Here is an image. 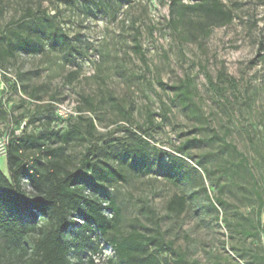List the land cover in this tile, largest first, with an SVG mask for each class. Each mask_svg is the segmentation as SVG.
I'll list each match as a JSON object with an SVG mask.
<instances>
[{
  "label": "rangeland",
  "instance_id": "374dc122",
  "mask_svg": "<svg viewBox=\"0 0 264 264\" xmlns=\"http://www.w3.org/2000/svg\"><path fill=\"white\" fill-rule=\"evenodd\" d=\"M219 1L234 19L200 47L169 30L170 0H0L4 175L17 137H29L27 162L45 161L44 149L77 167L100 147L96 173L120 212V233L158 232L186 264H264L255 228L264 201V60L256 57L264 59V0ZM186 79L189 110L169 89ZM174 196L186 200L180 215L167 212ZM111 255L101 239L95 264ZM0 264H10L1 235Z\"/></svg>",
  "mask_w": 264,
  "mask_h": 264
},
{
  "label": "trees",
  "instance_id": "16d2710c",
  "mask_svg": "<svg viewBox=\"0 0 264 264\" xmlns=\"http://www.w3.org/2000/svg\"><path fill=\"white\" fill-rule=\"evenodd\" d=\"M233 19L232 10L219 0H193L189 4L170 0L167 26L179 43L201 47L215 28L227 26ZM22 46L29 48V42L23 41ZM134 50L144 60L137 41ZM261 56L259 51L256 57L263 61ZM206 79L213 88L208 75ZM158 85L163 87L160 81ZM169 89L184 110L193 107L187 79ZM89 128L91 135L95 130L92 123ZM28 139L17 137L6 146L9 178L0 169V235L10 264H95L93 256L99 252L101 239L112 252L105 264H186L184 255L172 242H164L158 232H119L120 212L96 173L100 147L88 149L77 167L54 150L42 149L43 162H27L23 149ZM172 174V170L166 174L170 181L175 180ZM217 203L221 205V201ZM185 207V198L174 196L167 212L180 215ZM263 207L264 201H260L256 210L255 228L261 233Z\"/></svg>",
  "mask_w": 264,
  "mask_h": 264
}]
</instances>
